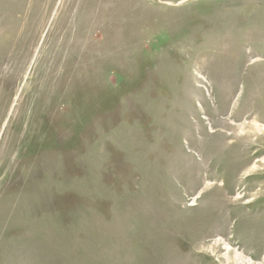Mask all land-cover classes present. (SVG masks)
<instances>
[{
    "label": "rangeland",
    "instance_id": "374dc122",
    "mask_svg": "<svg viewBox=\"0 0 264 264\" xmlns=\"http://www.w3.org/2000/svg\"><path fill=\"white\" fill-rule=\"evenodd\" d=\"M0 264H264V0H0Z\"/></svg>",
    "mask_w": 264,
    "mask_h": 264
},
{
    "label": "bare ground",
    "instance_id": "6f19581e",
    "mask_svg": "<svg viewBox=\"0 0 264 264\" xmlns=\"http://www.w3.org/2000/svg\"><path fill=\"white\" fill-rule=\"evenodd\" d=\"M226 17V16H225ZM99 18V17H98ZM114 18V17H113ZM96 20V19H95ZM104 21H106V20H104ZM96 24V23H95ZM98 24V23H97ZM103 24V23H102ZM115 28V27H114ZM99 30V29H98ZM93 33V32H92ZM114 33V32H113ZM78 38H79V36H78ZM116 38H117V36H116ZM64 39V38H63ZM97 39V38H96ZM65 40V39H64ZM81 40V39H80ZM114 40H116V39H114ZM114 40H113V42H114ZM90 41V40H89ZM119 41V40H118ZM117 42V41H116ZM63 43V42H62ZM118 43V42H117ZM110 44V43H109ZM111 44H114V43H111ZM117 46V45H116ZM106 47V46H105ZM61 48V47H60ZM74 49V48H73ZM107 49V48H106ZM83 50V49H82ZM104 50V49H103ZM74 51V50H73ZM58 52H59V50H58ZM72 53V52H71ZM99 53V52H98ZM72 55V54H71ZM57 57V56H56ZM55 57V58H56ZM73 62V61H72ZM75 62V61H74ZM85 64V63H84ZM96 64V63H95ZM88 65V64H87ZM55 72V71H54ZM18 107V106H17ZM15 110V109H14ZM236 117V116H235ZM190 124V123H189Z\"/></svg>",
    "mask_w": 264,
    "mask_h": 264
}]
</instances>
